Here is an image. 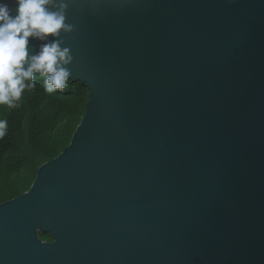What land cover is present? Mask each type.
<instances>
[{
	"label": "water",
	"instance_id": "water-1",
	"mask_svg": "<svg viewBox=\"0 0 264 264\" xmlns=\"http://www.w3.org/2000/svg\"><path fill=\"white\" fill-rule=\"evenodd\" d=\"M61 6L26 50L67 51L85 115L0 204V264H264V0Z\"/></svg>",
	"mask_w": 264,
	"mask_h": 264
},
{
	"label": "trees",
	"instance_id": "trees-1",
	"mask_svg": "<svg viewBox=\"0 0 264 264\" xmlns=\"http://www.w3.org/2000/svg\"><path fill=\"white\" fill-rule=\"evenodd\" d=\"M46 77L33 73L12 106L0 104V121H6L0 138V204L32 186L38 169L55 159L69 145L85 115L87 88L71 80L48 92ZM40 239L51 242L48 235Z\"/></svg>",
	"mask_w": 264,
	"mask_h": 264
},
{
	"label": "clouds",
	"instance_id": "clouds-1",
	"mask_svg": "<svg viewBox=\"0 0 264 264\" xmlns=\"http://www.w3.org/2000/svg\"><path fill=\"white\" fill-rule=\"evenodd\" d=\"M50 0H15V10L0 0V104L12 106L31 80L34 72L46 77L48 92L63 89L69 73L62 67L67 63L66 50L55 42L45 44L39 54L28 57L29 37L57 36L65 28L63 6L50 11ZM66 30V29H65ZM27 58V70L25 62ZM6 121H0V138L5 135Z\"/></svg>",
	"mask_w": 264,
	"mask_h": 264
}]
</instances>
